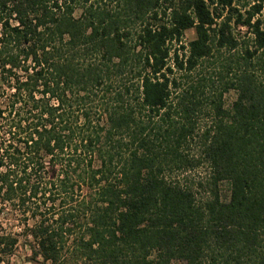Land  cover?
<instances>
[{
    "label": "trees",
    "instance_id": "16d2710c",
    "mask_svg": "<svg viewBox=\"0 0 264 264\" xmlns=\"http://www.w3.org/2000/svg\"><path fill=\"white\" fill-rule=\"evenodd\" d=\"M21 247L264 264V0H0V264Z\"/></svg>",
    "mask_w": 264,
    "mask_h": 264
},
{
    "label": "rangeland",
    "instance_id": "374dc122",
    "mask_svg": "<svg viewBox=\"0 0 264 264\" xmlns=\"http://www.w3.org/2000/svg\"><path fill=\"white\" fill-rule=\"evenodd\" d=\"M242 30H243L242 31V34H243L245 29H242ZM193 37H194V30H189L186 33V37L184 40L187 41ZM225 97H226V103L230 104L235 99L236 94L234 91H230V92L226 93ZM205 122H206V119L204 118V119H202L201 124H205ZM193 150L196 151V148L194 147ZM206 173H207L206 167H201L198 170L193 171V172L188 171V172L181 173V174H179V173L174 174L173 176L179 177L181 180H184L187 177L199 180L203 176H206ZM29 252L30 251L28 248H24V247L19 248L16 251V253L11 257V259H10L11 264H22V263H24L26 261V258H27V255Z\"/></svg>",
    "mask_w": 264,
    "mask_h": 264
}]
</instances>
